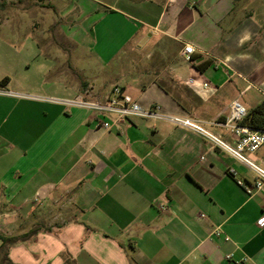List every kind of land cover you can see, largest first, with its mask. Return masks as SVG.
I'll list each match as a JSON object with an SVG mask.
<instances>
[{
	"label": "crops",
	"instance_id": "1",
	"mask_svg": "<svg viewBox=\"0 0 264 264\" xmlns=\"http://www.w3.org/2000/svg\"><path fill=\"white\" fill-rule=\"evenodd\" d=\"M50 1L64 34L56 56L38 39L0 38V88L13 94L0 95V233L28 236L11 262L264 264L256 172L170 122L63 103L104 101L118 85L234 143L216 123L235 100L247 110L264 100V0ZM65 34L75 56L66 67ZM147 45L141 73L116 83L118 60L130 53L132 67ZM250 157L264 167V155Z\"/></svg>",
	"mask_w": 264,
	"mask_h": 264
},
{
	"label": "built area",
	"instance_id": "2",
	"mask_svg": "<svg viewBox=\"0 0 264 264\" xmlns=\"http://www.w3.org/2000/svg\"><path fill=\"white\" fill-rule=\"evenodd\" d=\"M194 52L195 48L192 45H185V54L191 55ZM196 83L197 82L193 78L189 80V84L196 85ZM199 86L203 90L214 88L210 82H201ZM0 95L12 96L13 94L0 88ZM63 103L69 107L84 108L100 115L109 113L116 115L119 119L144 118L162 120L170 122L178 127L195 131L211 142L213 146L221 149L256 172L259 177V181L256 183V189L262 190L264 188V167L256 163L250 157L264 147V130L253 129L240 124L248 115V110L237 100L233 101L230 105L228 119L224 122L216 123L232 133L236 138L234 143H231L220 134L207 130L202 123L190 116L166 114L162 111L160 106H152L148 109L144 108L118 85L113 87L112 96L104 101H88L77 98ZM101 126L106 130L112 129V124L108 121L102 122ZM240 184L242 185L243 183L241 182ZM201 216L204 217L203 214ZM257 223L259 227H264V214L258 219ZM215 235L217 237H223L222 230L219 228ZM225 239L228 240V238ZM230 257L231 256H228V258Z\"/></svg>",
	"mask_w": 264,
	"mask_h": 264
},
{
	"label": "rangeland",
	"instance_id": "3",
	"mask_svg": "<svg viewBox=\"0 0 264 264\" xmlns=\"http://www.w3.org/2000/svg\"><path fill=\"white\" fill-rule=\"evenodd\" d=\"M61 21L59 14L53 11L50 0H0V38L21 39L28 38L38 39L41 42L43 53L47 55L58 54L55 43L62 41L64 34L58 27L57 22ZM84 28H93L92 21L82 22ZM65 34V67L66 61L75 58L73 55V46L66 39ZM94 31L89 36V45L91 47L94 41ZM138 48V47H137ZM150 45L144 46L143 49H137L133 53L132 67L126 69L129 54L123 59L118 60V78L117 82L122 85L120 79L127 80L130 75L140 74L142 71V59L150 53ZM127 53L125 49L123 54ZM103 75V74H102ZM102 77V76H101ZM71 80H80L77 76L71 75ZM81 82V81H79ZM246 109L245 101L240 102ZM260 155H264V147L259 151Z\"/></svg>",
	"mask_w": 264,
	"mask_h": 264
},
{
	"label": "trees",
	"instance_id": "4",
	"mask_svg": "<svg viewBox=\"0 0 264 264\" xmlns=\"http://www.w3.org/2000/svg\"><path fill=\"white\" fill-rule=\"evenodd\" d=\"M8 78L1 81L2 84H7ZM242 126H248L253 129L264 130V100L257 106L248 110V115L240 123ZM27 235L5 236L0 233V264H13L9 259V249L11 246L19 243L20 241L27 240Z\"/></svg>",
	"mask_w": 264,
	"mask_h": 264
},
{
	"label": "water",
	"instance_id": "5",
	"mask_svg": "<svg viewBox=\"0 0 264 264\" xmlns=\"http://www.w3.org/2000/svg\"><path fill=\"white\" fill-rule=\"evenodd\" d=\"M144 43H145V40L140 44V47H142L144 45Z\"/></svg>",
	"mask_w": 264,
	"mask_h": 264
}]
</instances>
